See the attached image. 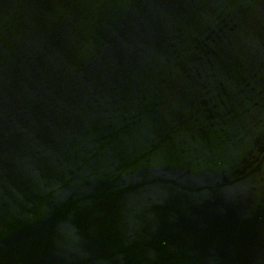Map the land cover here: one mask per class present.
Instances as JSON below:
<instances>
[{
  "label": "water",
  "instance_id": "1",
  "mask_svg": "<svg viewBox=\"0 0 264 264\" xmlns=\"http://www.w3.org/2000/svg\"><path fill=\"white\" fill-rule=\"evenodd\" d=\"M0 264H264V0H0Z\"/></svg>",
  "mask_w": 264,
  "mask_h": 264
}]
</instances>
